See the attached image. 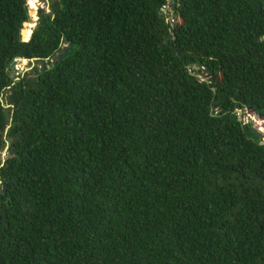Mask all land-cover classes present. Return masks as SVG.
Here are the masks:
<instances>
[{
    "label": "trees",
    "instance_id": "16d2710c",
    "mask_svg": "<svg viewBox=\"0 0 264 264\" xmlns=\"http://www.w3.org/2000/svg\"><path fill=\"white\" fill-rule=\"evenodd\" d=\"M43 1L0 0V264H264V0Z\"/></svg>",
    "mask_w": 264,
    "mask_h": 264
},
{
    "label": "water",
    "instance_id": "95a60500",
    "mask_svg": "<svg viewBox=\"0 0 264 264\" xmlns=\"http://www.w3.org/2000/svg\"><path fill=\"white\" fill-rule=\"evenodd\" d=\"M25 1L27 2V0H25ZM170 3L172 4V7H171L172 10H171V16L169 17V20H171V18L174 17V8H175L174 1H171V0H167L166 6L169 5ZM166 6H164L161 9V12L162 13L166 10ZM24 8H25L26 15H27V23H30V22H32V19H31L30 14H29V7H28L27 3L25 4ZM46 10H47V12H49L48 1H47ZM36 23H37V16H36V19H35L34 26H33L32 30L36 26ZM24 25H25V23L23 24V27H22V29L20 31V34H19V40L21 42H27V41H29L30 35L32 33V30H31V33L29 34L28 38L25 39L24 36H23ZM23 61H24V59L15 58L11 62V64L9 65V70H10V75L12 77H15L16 76V70H17L18 67H20V65L23 63ZM33 61H34V59L29 60V62H33ZM192 68L195 71H199V73L195 75L197 78H199L201 81H207L208 82V78H209L208 77V74H206L204 76L203 73H200L201 70L203 69V67L201 65H199L198 67L194 65V66H192ZM210 78L214 82V78L213 77H210ZM4 107L5 108H8L9 106H7V105L5 106L4 105ZM235 117H236V119H237L238 122H242V111L241 110H237ZM257 117L259 119H263L260 116H257ZM249 125L250 124H245V129H248L249 128ZM251 128H252V133L260 140L259 144L264 145V135H263V133H261L256 127H251ZM9 144H10V142L9 141H6V145H5V148L3 150L4 151V154L7 153V149L9 147ZM4 160L5 159H2V162Z\"/></svg>",
    "mask_w": 264,
    "mask_h": 264
},
{
    "label": "rangeland",
    "instance_id": "374dc122",
    "mask_svg": "<svg viewBox=\"0 0 264 264\" xmlns=\"http://www.w3.org/2000/svg\"><path fill=\"white\" fill-rule=\"evenodd\" d=\"M38 2V6H37V9L38 8H42V7H45L47 2L43 1V0H37ZM27 3V2H26ZM40 4V5H39ZM30 9V8H29ZM37 9H36V12H37ZM171 7H170V4L166 6V10L163 12L164 15L168 16V18L171 16ZM30 11V10H29ZM36 14V13H35ZM30 65H29V61L26 60V63L23 67H18V70L16 71V74H22L26 71H28L30 69ZM200 73H203V75L205 76L206 75V72H204V70H201ZM6 106V105H5ZM248 115H251V117H254V115L250 112H244L243 110V116L244 118H247ZM250 119V118H249ZM255 120H257L258 123H263L261 128H264V121H259L256 117H255ZM250 124V123H249ZM251 127H254V123L250 124ZM7 156V153L4 154V151L0 152V161L2 162V159H5Z\"/></svg>",
    "mask_w": 264,
    "mask_h": 264
},
{
    "label": "built area",
    "instance_id": "2783aa9c",
    "mask_svg": "<svg viewBox=\"0 0 264 264\" xmlns=\"http://www.w3.org/2000/svg\"><path fill=\"white\" fill-rule=\"evenodd\" d=\"M242 111V123H243V125H245V124H252V123H254V127H256L261 133H263V135H264V128H261V126H262V124L263 123H258L257 122V120H255V117L259 120V121H264V119H259L258 117H257V115H254V117H251V115H248V117L247 118H244V116H243V110H241ZM244 112H249V111H247L246 109H244ZM250 118V119H249Z\"/></svg>",
    "mask_w": 264,
    "mask_h": 264
},
{
    "label": "bare ground",
    "instance_id": "6f19581e",
    "mask_svg": "<svg viewBox=\"0 0 264 264\" xmlns=\"http://www.w3.org/2000/svg\"><path fill=\"white\" fill-rule=\"evenodd\" d=\"M28 1V0H27ZM34 2L38 5V2H37V0H34ZM40 5V4H39ZM25 30V29H24Z\"/></svg>",
    "mask_w": 264,
    "mask_h": 264
}]
</instances>
